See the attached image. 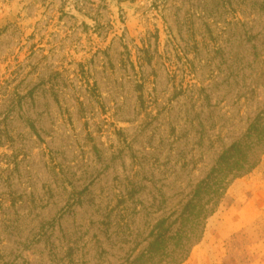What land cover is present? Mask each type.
I'll list each match as a JSON object with an SVG mask.
<instances>
[{"label":"rangeland","instance_id":"1","mask_svg":"<svg viewBox=\"0 0 264 264\" xmlns=\"http://www.w3.org/2000/svg\"><path fill=\"white\" fill-rule=\"evenodd\" d=\"M263 107L264 0H0V264L179 258ZM225 195L180 264H264V154Z\"/></svg>","mask_w":264,"mask_h":264},{"label":"trees","instance_id":"2","mask_svg":"<svg viewBox=\"0 0 264 264\" xmlns=\"http://www.w3.org/2000/svg\"><path fill=\"white\" fill-rule=\"evenodd\" d=\"M262 154H264V107L248 126L243 140L230 145L220 154L211 171L199 183L182 209L180 215L184 219L187 218L186 225L190 226L187 233L193 235L196 242L190 246L184 238H179L178 244L165 253L164 237L158 235L150 243L149 257L163 253L164 257H179L165 264H180L189 253L190 247L198 243L202 233L200 223L212 215L222 201L227 202L225 193L230 182L251 174L260 163ZM224 263L223 260L220 264ZM249 264H254V261Z\"/></svg>","mask_w":264,"mask_h":264},{"label":"crops","instance_id":"3","mask_svg":"<svg viewBox=\"0 0 264 264\" xmlns=\"http://www.w3.org/2000/svg\"><path fill=\"white\" fill-rule=\"evenodd\" d=\"M260 246H261V244H260ZM262 254H263V253H260L259 255L261 256ZM261 258H262V257H261ZM261 261H262V259H259L258 262H254V264H262Z\"/></svg>","mask_w":264,"mask_h":264}]
</instances>
